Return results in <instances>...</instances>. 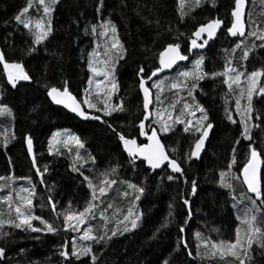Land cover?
<instances>
[{
	"label": "trees",
	"instance_id": "trees-1",
	"mask_svg": "<svg viewBox=\"0 0 264 264\" xmlns=\"http://www.w3.org/2000/svg\"><path fill=\"white\" fill-rule=\"evenodd\" d=\"M27 4L28 0H0V50L4 52L8 62H22L32 77L30 82H20L13 88L7 80L3 64L0 63L1 104L6 105L13 114L12 117L9 113L4 120L0 116V126L3 125V131H0V177L4 178L0 179V185L8 187L12 181V184H17L12 187L14 190L29 189L28 185H21L22 180L26 178V183H32L35 190L34 215L52 223L60 230L56 234L46 231L35 233L11 227L8 221L16 218L13 203L19 201L16 200V196L9 194L4 186L7 196L11 195L12 200L3 201L0 192V214L5 210L2 216L5 223L0 228V233H9L0 239V247L5 249V256L0 258V264H70V261L61 257L59 252L62 245L67 243L71 256L72 241L78 233H84L85 229L91 227L93 229L91 235H103L105 231L111 235L112 230L123 228L120 221L130 206L127 205V197H123L122 190L129 184L145 189L133 209V212L138 211L143 215L135 230L123 235L118 234L106 244L91 242L93 252L99 257L97 264H239V260L228 253L223 256L217 254L215 257L211 254L201 255L204 247L202 241L196 238V233H200L203 240L217 241L201 229L193 232L188 225L194 220L195 200L201 195L198 177L204 175L202 160L192 159L190 163L186 160L187 165L180 163L184 169V176L173 173L169 168L153 172L145 162L137 159L133 162L124 151L119 135L134 138L138 144L144 143L139 130V123L145 116L138 76V69L141 66L145 68L144 75L147 78L150 70L159 66L160 53L173 43H179L182 51L189 57L188 61L180 66L179 73L185 70L192 71L193 62L203 56L202 71L209 76L198 82V87L193 92L195 102L188 96L187 87L182 89L171 87L173 83L183 79L179 73L163 78L160 81L162 82L160 89L152 87L153 81L157 82L156 79L149 83L154 93L152 112H155V117L153 116L148 123L147 130L149 132L152 126L159 130L160 124L154 122L157 121V112L163 116L164 122L165 117L170 116L167 123L171 125L170 132L174 131L182 125L174 123L177 117L180 120H189L195 103L198 102L207 111L209 118L207 122L214 125L210 130L209 144L216 146L218 143V136L221 135L219 127L230 131L236 130L241 135V145L235 151L236 171L232 170L240 179H234L233 192L222 187L219 182L221 192L226 193V196L224 194L226 205L222 199L215 204L212 202L220 207L226 216L233 214L239 226L238 213L242 212L238 210L237 205L244 202L246 205L242 206L245 212L246 208L252 206L249 197L256 199L255 195L247 191L241 179V170L250 158L249 145L252 143L242 136L243 125L235 106L239 90L244 86L242 81L239 88L233 84L230 90L224 83L225 76L218 75L212 78V74L223 73L228 66L243 71L245 67L264 64V48L259 47L264 42L252 35L253 32L260 35L264 30V0H257L253 4L249 2L246 37L239 35L233 37L227 32L232 23L235 0H215V6L212 5V0H200L199 4L196 0H184L183 8L181 0H103L102 7L100 0H59L51 13L52 33L48 40L40 45H34L29 31L14 19ZM205 8L208 9L200 11ZM228 9L229 11H226ZM182 10L185 13L183 18ZM206 11L208 16L203 17ZM216 18L223 21L224 28L203 49H195L191 54L187 46L194 38L193 33L202 24ZM108 20L115 26L116 38L126 49L124 58L120 59L115 67L114 78L118 85V94L111 100L110 109L123 101L124 111H112V114L107 116L104 111L89 110L85 105L86 110L99 116L100 120L84 121L54 106L47 93L51 87L62 90L66 86L80 101L87 95L92 103L97 104V108L103 109L104 105L95 100V95L88 93L91 78L89 61L99 54L95 44H98V39L102 36L92 34L90 29L92 25H97V33H100L102 29L99 25ZM190 26H195L192 31H188ZM86 28L89 29L88 32L85 31ZM237 44L241 46L237 48ZM252 45L257 47L252 49ZM32 47H35L36 51L29 54ZM245 49L249 50L247 60L242 59ZM120 54L121 50L116 52L115 49H111L109 57ZM159 78L161 77L157 80ZM259 83V86H264V77L260 78ZM190 86L189 79L188 87ZM261 100H264V97L254 95L253 123H259V127H253L251 135L255 141L254 146L261 152L264 161V103H261ZM185 102L191 105L187 110L183 109ZM173 104L175 108L172 107ZM245 104L246 97L241 99V105ZM181 112L184 114L181 115ZM256 112L262 114L260 121L255 120ZM228 113H231L236 123L228 119ZM196 122L192 126L193 129H190L194 135L199 134L196 128L200 125ZM60 131L78 137L83 142L80 158L76 159L73 156L79 147L77 144L68 148L52 143L53 136ZM165 134L160 132L162 138ZM29 136L33 141L37 167L40 174H43L41 178L27 151ZM5 138L8 141L7 146L4 144ZM215 141L217 143L214 145ZM219 145L222 147L224 144L221 142ZM84 157L87 158L83 160ZM185 166H191L192 175H188ZM74 167L79 171H73ZM113 168H116V172L108 176V179H116L117 183L111 187L104 185L107 194L94 202L98 204V208L94 209L95 218H90L78 233L64 231L63 213L82 211L91 200L92 190L88 188L84 176L93 181L98 173L111 172ZM169 174L176 179L169 181L167 179ZM185 177L188 183H185ZM193 179L197 182V192L194 196L189 195ZM101 180L97 182V188L101 186ZM261 187L264 190V167ZM130 189L135 196L137 193ZM212 189L213 193L215 187L209 181V187L207 191H203L198 203L206 200L208 205ZM231 192L233 197L231 195L228 197L227 194ZM22 193L19 197L27 195V192ZM39 198L41 202L38 201ZM183 199L190 201V218ZM52 203L56 205L59 216L52 210ZM9 204L12 205L11 208ZM257 205H260V200H257ZM225 210L228 213H225ZM105 214L108 216L105 217ZM166 220L168 226L161 228ZM32 223L35 227L44 228L39 220H33ZM257 223L264 230V221L261 218L258 217ZM181 227L184 228L183 233L180 232ZM185 242L187 248L184 247ZM81 245L84 243L81 242ZM188 250L192 251V256L188 255ZM89 260L90 257H82L78 261L71 257V264H89ZM245 264H264V249L254 243L251 248V260H245Z\"/></svg>",
	"mask_w": 264,
	"mask_h": 264
},
{
	"label": "snow or ice",
	"instance_id": "snow-or-ice-1",
	"mask_svg": "<svg viewBox=\"0 0 264 264\" xmlns=\"http://www.w3.org/2000/svg\"><path fill=\"white\" fill-rule=\"evenodd\" d=\"M38 5L42 7L43 16L33 20L31 16H29V12L33 7V0H28L27 6L22 8L20 12L14 17L15 21L22 25L23 28L27 29L30 35L33 38L34 45H40L43 42L47 41L49 36L52 33V21H51V13L55 10L54 6L59 3V0H37ZM101 7L103 6V0H100ZM196 3L199 4L200 0H196ZM184 0H181V6L183 8ZM212 5L215 6V0H212ZM245 5V0H235V9L232 12V16L235 17V22L232 23L231 27L227 28V32L236 37L239 35L243 37L245 35L244 24L241 20L242 16V9ZM185 13L183 10L181 11V17ZM223 25V21L221 19H213L205 25H201L194 33L191 39V49H203L207 44L208 41L211 40L216 32L221 28ZM99 27L103 30L100 33H97V25L91 26V33L92 34H99L107 36L109 33L113 36V41L111 43V49L119 48L121 50V54L116 56H111L104 61L105 70L101 71L96 66L95 63L90 60L89 61V68L90 71L94 75L104 76L106 79L109 80L112 89H116L118 87L115 78V67L118 64L120 59L124 58L126 54V49L123 48V45L116 39V28L112 24L110 20L103 22L99 25ZM86 32L89 29H85ZM205 34L207 39H205ZM253 36H257V39L264 42V33L257 35V33L253 32ZM198 41H202L198 43ZM241 45L237 44L236 47L239 48ZM257 46L252 45V49H255ZM259 47L264 48V43H261ZM189 49V51H191ZM36 48L32 47L29 49V54L35 52ZM95 55V53H93ZM249 56V50L245 49L243 53V60H247ZM189 57L187 55L182 54L181 52V45L179 43L169 44L166 49L160 53L159 56V66L153 70H150L147 78H145V68L141 66L138 69V76H139V87L143 91V107L145 110L149 108V105L152 103L151 99V90L148 87V81L152 80L153 77H156L158 73L164 72L166 69H172L174 65L177 64L179 61H187ZM204 62L203 56H200L198 59L194 61L192 71H185L179 73L180 77L183 79L177 83H173L171 85L172 88L175 89H182L184 87L188 88V96L192 98L195 102V97L193 95L194 90L198 87V82L203 80L205 77L209 76L208 73L202 71V65ZM0 63L3 64V70L6 73L7 80L9 84L15 88L17 84L20 82H30L32 77L30 74L25 70V67L22 62H8L5 59L4 52L0 50ZM231 65V61L228 62ZM232 73L233 75H229ZM225 76L226 79L224 83L227 84L228 88L231 90L233 84L239 88L241 84V77H245V71H240L239 69L228 66L223 73H214L212 74V78L215 76ZM261 77H264V69L252 71L250 74H247L243 83L245 87L240 88L239 96L236 99L235 106L236 111L240 114V123L243 125L242 136L245 140L251 141L252 143L249 145L250 148V158L247 162L243 165L241 175L243 178V182L247 184V190L251 193L255 194L256 199L249 200L251 202V207L246 208L243 218L241 219V224L244 225V235L243 238L241 237V229H236V239L235 242H225V241H206L203 240L200 233H196V238L202 241V246L204 247L205 255L208 254L209 245L210 251L213 257L217 254L223 256L225 253H228L239 260V264H245V260H251V248L252 245L255 243L258 245L259 248L264 249V230H262L258 226V217L264 221V190L261 187V177H260V165L264 163L261 160V152L257 151L256 147L254 146L255 141L251 135V130L253 127H259V123H253V97L254 95L259 97H264V86L259 85V80ZM191 80V86L188 87V81ZM91 84L92 82L89 81ZM162 82H156L152 85V87H156L160 89ZM48 96L58 105H64L66 108L70 109L73 113H76L79 117L83 119H93V120H100L99 116H90L89 113L85 110L84 105L87 106L89 109H96L97 111L103 110L105 115L110 116L112 111H124L123 108V101L120 102L119 105H116L112 108L111 111L108 110V105H104V109L97 108L96 103H92V101L85 96L82 101L77 100V98L72 95L71 92L68 91V88L65 86L62 90L57 87H51L48 91ZM246 97V104L241 105V99ZM179 102V101H177ZM261 103H264V100H261ZM175 108V104L172 105ZM191 107V105L187 102L183 104V109L187 110ZM196 110L201 113V117L197 120V124L200 127L196 128V131L200 133L199 138L195 142L192 151L188 155L187 162H191L192 159H200L201 152L203 150L204 144L206 139L209 136V131L214 127L211 122L208 121L207 111L204 109L202 105H199L198 102L195 103ZM5 111L10 112L11 110L7 108L6 105H0V115H2ZM184 113L181 112V115ZM192 116H195V112L191 113ZM261 113L256 112L255 120H261ZM149 119V115H145L144 119L139 123V130L140 135L147 136V143L138 144L137 140L134 138H126L123 134L119 135L120 141L123 143V148L127 152L128 156L133 159L137 157L142 158V162H146L149 168L152 171L157 169L163 168L167 165L173 173H179L181 176H184V169L181 165L177 162L176 159L170 158L168 153L165 150L164 144L161 142L157 129L152 128L151 134L148 135L144 131L145 129V120ZM228 119L232 120L233 123H236L235 120L232 119L231 113H228ZM155 123L160 124L159 131L161 133H167L171 130V125L167 122L161 121H154ZM207 122V123H204ZM174 123H181L185 124L184 131H189V126L192 125V120H180L177 117ZM57 136L60 135L59 133L56 134ZM55 140V137H53ZM75 140V143L80 147L83 148L84 144L80 141L78 137L72 138ZM7 138L4 140L5 146H7ZM238 144L239 141H236ZM27 150L29 153L33 151V141L32 138L29 136L27 137ZM175 151V149H173ZM93 161L95 158H92ZM33 163H35V157L33 156ZM232 163H235V148L233 149V159ZM46 170V169H45ZM39 172V169H37ZM73 171H79L77 168H73ZM116 172V168L111 169V172L105 171L102 172L100 175L104 178L100 181V185L98 188L89 179V177L84 176V180L88 182V188L92 190L91 193V200L84 206L82 211L75 212V211H66L63 213V230L68 231L71 230L72 232H79L81 227L88 223L89 219L95 218L94 209L98 208V204L94 203L95 201L99 200L101 196L107 194V187H111L117 183L116 179H108V176L114 174ZM41 173V177H42ZM83 175V173H81ZM220 185L226 189L232 190L233 186L230 182L232 179H240L239 176H235L230 171L229 172H220ZM0 179H4L0 177ZM169 181L176 179L173 175L169 174L167 176ZM43 183V180L41 179ZM185 183H188L187 178L185 177ZM129 187L132 188L137 194L134 196V200H139L141 195H143L145 189L143 187H139L135 184H129ZM21 192H27V197H19V203L15 205L14 211L16 213L15 220H10L8 223L11 227L24 230H30L32 232H48L52 234H56L60 229L54 227L52 223L43 220L41 217L36 216L33 214V200L32 197L35 195L34 187L32 190L28 188H21ZM99 192V195L97 194ZM197 192V182L196 180L191 181V188L189 195L194 196ZM128 193H125L127 196ZM12 196L8 195L3 198V201H11ZM257 200H260V205H257ZM49 202L51 203V197H49ZM183 204L188 209V217H191V206L190 201L188 199H183ZM11 208L12 205L9 204ZM52 210L56 211V205L54 203L51 204ZM108 207H112V205H108ZM23 208V210H22ZM60 213H57L59 216ZM143 213H134L132 208L127 210V214L124 215L123 219L120 221V224L123 225V228H117L111 231V235H108V232L105 231L103 235H91L93 229L91 227L85 229L83 235L80 237L81 240L84 241H91L95 242L96 244L107 243L113 237L119 235H123L126 232H130L135 230L138 226V221L141 219ZM171 215V213H169ZM101 216H103V212H101ZM33 220H39L41 224L44 225V228L35 227L33 225ZM18 221V222H17ZM5 221L2 218V214H0V228L3 227ZM168 226V221L166 220L165 223L161 225V228H166ZM180 232H184V228H180ZM9 233H0V239L5 238ZM184 247L187 248L188 245L185 242ZM59 255L63 257L65 260L70 261L71 264V257H74L75 260H81L82 257H90L91 264H97L99 259L98 255L93 252V245L91 243L86 245H78L75 240L72 241V248H71V256L68 250V244L65 243L62 245V250L59 252ZM188 255L192 256V251L188 250ZM5 256V249L0 247V258Z\"/></svg>",
	"mask_w": 264,
	"mask_h": 264
},
{
	"label": "rangeland",
	"instance_id": "rangeland-1",
	"mask_svg": "<svg viewBox=\"0 0 264 264\" xmlns=\"http://www.w3.org/2000/svg\"><path fill=\"white\" fill-rule=\"evenodd\" d=\"M250 1L253 4L257 0H249V2ZM206 9H208V8L202 9L200 11H205ZM248 9H249V7H248ZM30 11H31V14H28V15L31 16L33 20H36V19L43 16L42 7L38 5L37 0H33V7ZM226 11H229V9ZM206 16H208L207 11L205 12L203 17H206ZM247 19H248V11H247V16H246V23H247L246 34H248V21H247ZM232 21H233V19H232ZM194 27L195 26H190L188 31H192L194 29ZM262 33H264V30L262 31ZM246 36L247 35H245V37ZM205 39H207V38L205 37ZM112 41H113V36L111 33H109L107 36L102 35L101 37H99L98 44H95V46L98 48L97 54L98 53L99 54L96 57H94L92 61L95 63V66L101 71L105 70L104 61L109 58ZM201 42L202 41H200L199 43H201ZM208 42H210V41H208ZM187 47H188V49H191V42H190V45H188ZM115 50H116V52H120L119 48H117ZM194 50L195 49H193V53H194ZM190 53H191V51H190ZM261 69H264V64L259 65L257 67H245L243 70V71H245V77H241V82L245 80L247 74H250L252 71L261 70ZM180 71H181V67L179 66L173 72H169V73H166V74L160 76L161 78H159L158 80L156 78V81L160 82L163 80V78L169 77L170 75H173V74L176 75ZM229 75H233V74L230 73ZM110 79H111V77L109 79H106L104 76L94 75L91 72V78L89 81H91L92 83L91 84L88 83V93L94 94L95 100L98 101L99 104L100 103L103 105L107 104L109 111H111V109H110V107L112 105L111 100H114L115 96L118 94V87L116 89H112L111 84L109 82ZM153 82L155 83V80ZM242 85L245 87V84L243 82H242ZM259 87L260 86L258 85V89H259ZM117 103H119V102H117ZM0 105H2L1 104V93H0ZM153 105H154V103H153ZM102 108L104 109V106H102ZM89 110H91V109H89ZM151 110L152 111L154 110L153 106H152ZM87 112H89V111H87ZM193 112H195V116L191 115L189 118V120H192V125L189 126V131L185 132L184 128L186 125L182 124L181 126H179L181 128L178 127L177 129H175L172 132L169 131V133L168 132L166 134L164 133L165 134L163 136L164 138H162L163 142L166 146V149L168 151L169 156L173 159H176L179 163H182L185 165H187V163L185 161L188 160L189 153L192 151L195 142L197 141V139L200 136V133L198 135H194V134H192V132L190 130L192 128V126L194 125V122L197 121L198 117H201V113L196 110V107L193 109ZM9 113L13 117V114L11 111L10 112L5 111L2 115H0L1 117H3L2 120H4V118L7 117ZM89 113L91 115H94L91 112H89ZM153 116L155 117V112L154 113L152 112V119H153ZM156 116H157V118H156L157 121L159 120L161 122H164V118L161 114L156 112ZM169 117L170 116L165 117L166 122L169 120ZM148 125L146 126L144 131L147 132L148 134H151V129L155 128V127L152 126V128L149 129V132H148V130H147ZM219 129H220L219 131H220L221 135L218 136V143H217V141L214 142V145H215V143H217L216 146H212L211 145L212 143L211 144L208 143L206 145L205 149H203L201 152V156H200L199 160L200 161L202 160V162H203L202 164H203V168H204L203 169V174H204L203 176L204 177L203 176H201L200 178L198 177V181H199V184L201 187L199 192L201 195L199 197L197 196V198L199 200L198 199L195 200L196 204L194 205V208H193L194 220L191 221L190 223H188V225L191 226L190 230H192L193 232H195L198 229H201L202 231H205L206 233H208L210 235V237H212L213 240H215L217 242L225 241L227 243V242H235L234 238L236 236V229L237 228L241 229V237L243 238L244 225L241 224V219L243 218L244 212H243V206L242 205H246V204L244 202H241L242 204L240 203L237 205L238 210H240L242 212V214L238 213V217L240 219V225L239 226H238V222H237L236 218L233 216V214L230 216L229 215L226 216L221 211L222 209L220 207H217V205H214V204L221 201V199H222V202L224 203L226 193L221 192V188L219 185V181H220L219 180L220 179L219 174H220V172H226V171H230L232 174H234V171H232L234 169V164H235V163L234 164L232 163L233 149L235 148V151H237L239 149L241 142H242V139H241V135H239V133L236 130L230 131V129L227 130L223 127H221V128L219 127ZM0 131H3V125L0 126ZM157 132L160 134L159 130H157ZM57 133H59L60 135L57 136L56 135ZM53 137H55V140L52 138L53 144L65 145L68 148L76 145L75 140L72 139V138H74V136L72 137L69 134H67L66 132H61V131L56 132ZM209 137H210V132H209V136H208V142H209ZM236 141H239V143L237 144ZM221 142H222V144H224L222 147H220V145H219ZM173 149H175V151H173ZM81 153H82V150H81V148L78 147V148H76L73 156L76 159H78L81 157ZM86 158L87 157H84L83 160H85ZM74 166H75V163H74ZM190 167L185 166V168L187 169L188 175H192V173L190 172V169H191ZM238 169H239V166H237V170ZM234 170L236 171V169H234ZM153 172H156V171H153ZM159 172H161V171H159ZM100 174L98 173L96 175V178L92 181L95 186H98L97 182H99V180H101V178H102V176ZM209 181H211L212 184L214 185L216 192L214 191L212 193L213 189L211 190L208 205L205 202L206 200L204 202L198 203V201H200V198L202 197L203 191H207V188L209 187ZM207 182H208V184H207ZM230 182L233 184L234 179H232ZM201 183H202V185H201ZM15 185H17V184H12V181L10 182L8 187H6L5 185H0V192H1L2 200L4 197L7 196V194L5 192V188H4V186H5L8 189V193L16 196V200L19 201V196H22L21 194H23V193L20 191L12 189V187H14ZM21 185H24V186L28 185L27 187H29V190H32L34 187L32 185V183H26V178L22 180ZM128 187L129 186L125 187L122 190L123 191V197H127L126 203L133 210L134 207H136L137 200H134V196L131 193L133 191L130 188L127 190ZM217 188H218L219 192H218ZM232 192H233V190H232ZM232 192L227 194L228 197L230 195L233 197ZM125 193H128V195L125 196ZM97 194H98V192H97ZM224 194H225V196H224ZM27 196H28V193L25 197H27ZM33 198H34V196L32 197V200H33ZM216 200H217V202H216ZM38 201L41 202V199L39 198ZM213 201H214V204L212 203ZM14 203H16V202H14ZM14 203H13V206L15 208V205L18 203H16V204H14ZM4 213H5V210H4V212L1 211L2 216ZM55 213H57V212L55 211ZM134 213H139V212L134 211ZM225 213H228L227 210H225ZM33 214H34V212H33ZM104 216L107 217L108 215L105 214ZM82 235H83V233H78L77 236L73 240H75L78 245H81V242L84 243V245H86L85 243H91V241L81 240L80 237ZM205 251L206 250L203 249L200 252V254L201 255L205 254ZM208 254H211L210 248H209ZM224 255H226V253ZM89 264H91V260H89Z\"/></svg>",
	"mask_w": 264,
	"mask_h": 264
},
{
	"label": "water",
	"instance_id": "water-1",
	"mask_svg": "<svg viewBox=\"0 0 264 264\" xmlns=\"http://www.w3.org/2000/svg\"><path fill=\"white\" fill-rule=\"evenodd\" d=\"M248 7H249V0H245V5H244V7H243V9H242V16H241V20H242V22H243V24H244V29H245V35H246V32H247V23H246V16H247V11H248ZM234 9H235V6H234ZM233 9V10H234ZM217 19V18H216ZM210 22V21H209ZM235 22V17H233V21H232V23H234ZM205 24H207V23H205ZM205 24H202V25H205ZM232 25V24H231ZM200 27V26H199ZM198 27V28H199ZM231 27V26H230ZM197 28V29H198ZM224 28V23H223V25L221 26V28L216 32V34H215V36L211 39V40H209V41H213L217 36H218V34L221 32V30ZM244 35V36H245ZM205 37L207 38V36H206V34H205ZM200 41H198V43H199ZM181 52H182V54H184V55H186L183 51H182V49H181ZM191 53H193V49H191ZM188 61V60H187ZM187 61H179V62H177V64L176 65H174L173 66V68L172 69H166L164 72H161V73H158V75L156 76V77H153L152 78V80H154V79H156V78H158V77H160V76H162V75H164V74H166V73H169V72H173L174 70H176L179 66H181V65H183V64H185ZM152 80H150V81H148V87H150L149 86V83H151V81ZM150 90H151V99H152V103L149 105V108L147 109V110H145L144 109V112H145V115H149V119L148 120H145L144 121V123H145V128H146V126L148 125V123L152 120V106H153V103H154V93H153V91H152V89L150 88ZM140 91H141V94H142V97H143V91L140 89ZM73 95V94H72ZM75 96V95H74ZM76 97V96H75ZM77 98V97H76ZM49 99H50V101L52 102V104L54 105V106H56V107H58V108H61V109H63V110H65V111H67L68 113H70L71 115H73V116H75V117H77V118H80V119H82V120H84L85 121V119H83L82 117H79L76 113H73L70 109H68V108H66L64 105H58V104H56L52 99H51V97H49ZM77 100H79L78 98H77ZM80 101V100H79ZM85 108V107H84ZM144 108V107H143ZM86 110V109H85ZM89 113V112H88ZM89 115L90 116H94V115H91L90 113H89ZM145 130V129H144ZM210 132V131H209ZM147 133V132H146ZM148 135H150V134H148ZM158 135H159V138H160V140H161V142L164 144V142H163V139H162V137H161V135L158 133ZM142 137H143V139L144 140H146V143L148 142V140H147V136H144V135H142ZM123 144V143H122ZM208 144V138L206 139V141H205V145H204V147H203V149H205V147H206V145ZM164 146H165V144H164ZM124 149V148H123ZM165 150H166V152L168 153V151H167V149H166V146H165ZM28 151V150H27ZM125 151V150H124ZM126 152V151H125ZM28 154H29V157L31 158V160H32V162H33V156L35 157V151H34V146H33V151L31 152V153H29L28 152ZM126 154H127V152H126ZM169 155V154H168ZM171 158V157H170ZM137 160H139V161H142V158H140V157H137L136 158ZM261 160L263 161V158L261 157ZM178 162V161H177ZM146 163V162H145ZM179 163V162H178ZM34 164V167H35V169L37 170L38 169V167H37V162H36V157H35V163H33ZM180 164V163H179ZM146 165H147V163H146ZM181 165V164H180ZM147 167L149 168V166L147 165ZM182 167V166H181ZM263 167H264V163H261V165H260V177H261V179H262V169H263ZM165 168H169L167 165H165L163 168H161V169H157V170H155L156 172H158V171H162V170H164ZM150 169V168H149ZM242 171V170H241ZM177 174H179V173H177ZM38 176L41 178V174H40V172H38ZM241 178H242V175H241ZM242 181H243V178H242ZM244 183V182H243ZM244 185H245V187H246V189H247V184L246 183H244ZM248 191V190H247ZM249 192V191H248ZM251 195H255L254 193H251V192H249Z\"/></svg>",
	"mask_w": 264,
	"mask_h": 264
},
{
	"label": "flooded vegetation",
	"instance_id": "flooded-vegetation-1",
	"mask_svg": "<svg viewBox=\"0 0 264 264\" xmlns=\"http://www.w3.org/2000/svg\"><path fill=\"white\" fill-rule=\"evenodd\" d=\"M143 138V137H142ZM144 140V139H143ZM144 143H146V140H144Z\"/></svg>",
	"mask_w": 264,
	"mask_h": 264
}]
</instances>
